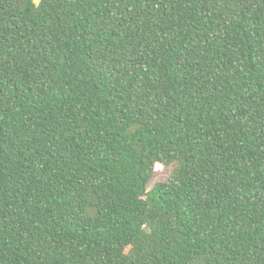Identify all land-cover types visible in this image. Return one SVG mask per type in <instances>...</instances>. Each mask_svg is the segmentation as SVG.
<instances>
[{
    "label": "trees",
    "instance_id": "obj_1",
    "mask_svg": "<svg viewBox=\"0 0 264 264\" xmlns=\"http://www.w3.org/2000/svg\"><path fill=\"white\" fill-rule=\"evenodd\" d=\"M0 264H264V0H0Z\"/></svg>",
    "mask_w": 264,
    "mask_h": 264
},
{
    "label": "rangeland",
    "instance_id": "obj_2",
    "mask_svg": "<svg viewBox=\"0 0 264 264\" xmlns=\"http://www.w3.org/2000/svg\"><path fill=\"white\" fill-rule=\"evenodd\" d=\"M155 170L160 174L154 179V181L151 182L150 186H152L154 182H156L158 179H161L165 175V173L162 171V167L156 166Z\"/></svg>",
    "mask_w": 264,
    "mask_h": 264
}]
</instances>
